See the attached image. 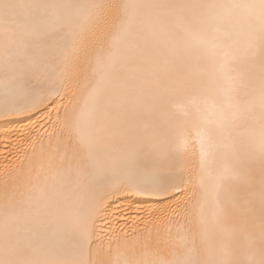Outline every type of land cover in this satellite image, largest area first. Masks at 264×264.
Returning a JSON list of instances; mask_svg holds the SVG:
<instances>
[{"label":"snow or ice","instance_id":"snow-or-ice-1","mask_svg":"<svg viewBox=\"0 0 264 264\" xmlns=\"http://www.w3.org/2000/svg\"><path fill=\"white\" fill-rule=\"evenodd\" d=\"M146 17L171 34L177 46L197 48L210 40L244 36L248 43L243 55L255 60L258 45V88L252 87V98L238 107L240 119H258V145L247 142L244 126L223 102H214V112L201 117L206 127L200 144L198 229H177L175 238L170 227L166 236L160 230L145 231L131 245L116 238L117 253L123 248L128 254L114 258L113 244L105 247L95 234L108 197L124 190H175L193 171L187 138L177 136L162 145L147 129L135 127L140 114L127 105L138 81L126 69L157 55L146 54ZM0 41L5 112L31 111L54 98L67 100L54 109V117L48 113L50 131L36 142L26 168L14 181L0 185V264H264V0H0ZM174 79L157 94L155 104L171 109L179 127V117H186L190 107L182 97L194 85L182 77ZM217 137L229 138L236 146L228 154L231 163L212 176L209 191L205 156L219 147ZM158 219L171 223L166 213ZM257 219L258 240L248 231ZM175 239L182 252L175 251ZM169 247L173 258L165 259L162 253Z\"/></svg>","mask_w":264,"mask_h":264},{"label":"bare ground","instance_id":"bare-ground-1","mask_svg":"<svg viewBox=\"0 0 264 264\" xmlns=\"http://www.w3.org/2000/svg\"><path fill=\"white\" fill-rule=\"evenodd\" d=\"M20 3H66L72 0H18ZM78 2H94V0H78ZM144 3L172 2H204V3H245L251 0H140ZM143 30L149 42L146 54L151 57L155 52L156 58L146 59L143 63L129 66L126 71L138 81L137 89L127 98L130 110L139 113L135 121L138 130L147 129L162 145L174 141L177 136L187 138L189 150V167L193 169L186 182L179 184L175 190L156 193L140 194L133 191H120L110 195L105 201L102 213L103 219H98L95 234L96 239L105 247L113 244V256H124L127 251L123 248L117 253L115 239H127L129 245L135 237L145 231L155 234L160 230L167 235L166 227L171 228V236L176 237L177 229L196 231L199 227V207L202 189L200 187L199 161L201 159L200 144L205 132L202 114L214 112V102H223L227 111L238 117V123L247 132V142L258 145V119L253 123L250 118L240 119V109L252 98L248 93L252 87L258 88L259 52L256 59L249 60L243 55L244 36L233 40L212 42L192 48L177 46L171 34L158 30L151 17H146ZM143 42H141L142 44ZM249 51H251L249 49ZM3 45L0 41V67L3 65ZM255 76V81L252 77ZM175 77H182L194 86L182 97L190 105L189 114L179 117L180 126L173 121L171 109H159L155 104L157 94L166 86L175 82ZM11 96V92H9ZM5 90L3 76L0 73V185L8 180H15L21 168H26L27 158L31 156L36 143L50 131L47 123L48 113L55 116L54 109L66 105L67 100L54 98L45 106L31 111H4ZM231 106V107H229ZM197 109L200 111L198 112ZM63 108L61 107V115ZM258 116V113H257ZM219 147L206 153L208 173L204 182L211 191V179L216 172L227 167L231 161L228 154L235 148V143L226 137H217ZM259 176L257 172L256 199H259ZM211 201L206 212L211 216ZM167 215L170 224L158 219L162 214ZM248 231L259 238L258 219L250 224ZM4 218L0 212V250L3 247ZM113 238L111 241L109 238ZM174 248L182 252L183 247L178 239L174 240ZM139 251V250H138ZM172 248L163 253L165 259H172Z\"/></svg>","mask_w":264,"mask_h":264}]
</instances>
